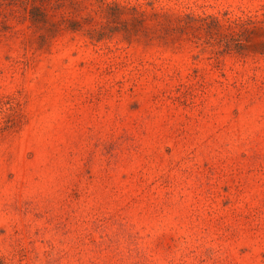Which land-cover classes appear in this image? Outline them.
Instances as JSON below:
<instances>
[{
    "label": "rangeland",
    "instance_id": "1",
    "mask_svg": "<svg viewBox=\"0 0 264 264\" xmlns=\"http://www.w3.org/2000/svg\"><path fill=\"white\" fill-rule=\"evenodd\" d=\"M0 264H264V0H0Z\"/></svg>",
    "mask_w": 264,
    "mask_h": 264
}]
</instances>
